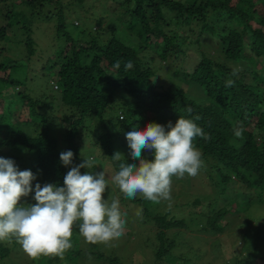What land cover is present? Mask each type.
Listing matches in <instances>:
<instances>
[{
    "label": "trees",
    "instance_id": "1",
    "mask_svg": "<svg viewBox=\"0 0 264 264\" xmlns=\"http://www.w3.org/2000/svg\"><path fill=\"white\" fill-rule=\"evenodd\" d=\"M38 28L51 32L50 54L44 58L36 54ZM10 42L15 46L8 47ZM19 45L26 57L15 59ZM205 45L213 48L211 54ZM0 49V97L6 100L0 103V157L13 160L20 171L31 170L33 189L36 183L64 186L70 169L60 153L71 150L73 163L80 164L86 137L92 135V145L115 172L120 162L139 164L112 159L128 142L121 135L152 122L174 125L183 117L208 135L194 138L193 145L225 201L194 215L196 230L222 232L226 214L237 213L238 194L249 196V204L264 203V0H0ZM117 61L119 69L113 67ZM128 61L133 67L125 71ZM37 66L40 77L49 76V90L43 83L32 88ZM234 68L240 69L237 75ZM173 76L183 89L171 83ZM229 79L235 83L226 87ZM186 84L202 99L191 98ZM18 86L16 93L2 92ZM237 124L243 139L233 134ZM234 181L256 191L255 197L228 190ZM33 196L34 191L20 204H35ZM139 198L129 199V210L141 207ZM144 222L156 226L153 264H198L203 257L195 248L200 242L184 230L191 228L184 218L156 212ZM78 223L73 235L79 234ZM250 223L244 218L240 227ZM248 232L241 240L251 250L245 257L235 254L231 264H264L256 246L259 230ZM61 263L58 257L32 260L14 240L0 242V264Z\"/></svg>",
    "mask_w": 264,
    "mask_h": 264
},
{
    "label": "clouds",
    "instance_id": "2",
    "mask_svg": "<svg viewBox=\"0 0 264 264\" xmlns=\"http://www.w3.org/2000/svg\"><path fill=\"white\" fill-rule=\"evenodd\" d=\"M113 67L119 69L120 61ZM132 67L131 61L124 65L125 71ZM239 71L234 68L233 75ZM234 83L229 79L225 86ZM243 131L240 124L233 128L234 136L239 139H243ZM125 136L130 156L139 160L138 165L120 162L118 171L112 174L105 170L81 174L82 168L91 170L96 166L95 158L86 157L80 164H74V154L68 150L60 153V161L70 169L64 176V186L41 187L36 183L33 189L36 176L31 170L20 171L13 160L0 157V242L11 244L14 240L32 260L41 257L63 260L73 246V227L79 222V235L85 242L109 244L124 235L127 215L120 210L119 197L110 203L104 199L109 181L128 199L139 194L157 204L170 201L172 177L183 178L185 174L194 177L203 166L202 154L193 145L194 138L209 139L197 123L183 117L174 125L169 121L167 125L148 123L144 130L134 127ZM142 149L153 151L154 159H143ZM112 159L125 160L118 152ZM33 191L36 203L22 206L21 198ZM136 216L140 217L141 211Z\"/></svg>",
    "mask_w": 264,
    "mask_h": 264
},
{
    "label": "rangeland",
    "instance_id": "3",
    "mask_svg": "<svg viewBox=\"0 0 264 264\" xmlns=\"http://www.w3.org/2000/svg\"><path fill=\"white\" fill-rule=\"evenodd\" d=\"M90 17V16H88ZM38 37V46L36 54L40 58L48 56L50 54L51 46V35L50 31L47 30V34H43V29L38 28L37 30ZM43 33H40V32ZM36 33V34H37ZM35 34V35H36ZM9 35L16 39L12 33L9 32ZM36 38V37H35ZM6 48H7V43ZM14 47L15 45L10 42L8 47ZM18 46V45H17ZM20 48L17 51L20 53L14 52L15 59L26 57L24 48L19 45ZM213 48H208L207 45L203 47V50L208 54L212 53ZM1 50V49H0ZM9 52V51H8ZM3 53L2 55L9 53ZM192 55L199 56L196 52H191ZM24 59V58H23ZM24 60H27L24 59ZM189 61V58H188ZM35 62V61H34ZM40 63V62H39ZM34 73L36 75L34 79V85L32 88L38 89V87L43 83L44 87L49 90L52 87L50 83L49 76L45 75L40 77L42 74V69L40 66H37ZM43 82H42V80ZM32 83V81H31ZM171 83L183 89L182 82L177 76H173ZM188 91H185L191 98L199 101L202 99L199 92L195 89L193 85L186 84ZM18 90L15 88H8L4 92H9L8 95L21 90V87L18 86ZM39 92L37 91V95ZM6 102L0 97V103ZM3 102V103H4ZM1 110V109H0ZM24 110L23 112H25ZM124 134V133H123ZM91 136L84 138V142L81 144L83 147L80 151L81 160L86 157H94L96 161V166L89 170L92 174L105 170L109 174L114 173L111 170L110 166L107 164V160L100 155L97 148L92 145ZM124 135H121L124 142ZM119 144V143H118ZM64 148V146L61 144ZM118 153H121L126 158H132L130 156V148L127 143H122ZM149 154L153 155V151L142 149L141 156ZM28 162V159H27ZM208 168L206 164L203 163V166L200 168L198 174L194 177L188 176L187 178L172 180L171 185V200L170 201H161L160 203H153L151 201L145 200L141 195L140 206H135V210H129V199L122 197V193L119 191L118 187L109 181L108 187L103 194L104 199L107 202H111L112 199L119 197L120 200V210L122 214L126 213L124 217L126 219V228L125 233L119 239L109 242V244H90L85 242L84 238L79 234H74L72 239V249L67 251L64 259L61 264H153L154 257L152 252L151 241L156 232V226L152 222H144L147 220L148 216H151L153 213L164 214L168 213V216H175V218H184L187 224L191 228L184 229L186 233L192 238L193 241L200 242L201 247L197 244L195 245L196 250L203 254V257L198 260V264H231L234 260L233 256L243 255L244 257L251 250V247L245 248L243 246L241 237L243 233L247 232L254 234V230L258 229L260 234L257 239L256 246L258 247L257 251L259 254L264 255V203L259 201H253L251 204L247 202L249 196H243L241 194L237 195V213L235 214L228 213L225 218L221 221L222 225H225V229L217 234H207L197 231L194 224L191 223V219L197 213H204L210 210H216L219 207L223 206L222 197H219L218 190L214 187V183L207 178V174L204 172ZM81 172H84L83 170ZM188 179V180H186ZM217 179V177H216ZM233 185V186H232ZM232 185L228 186V190H232L234 193H248L250 196H254L256 191L248 190L240 182L234 181ZM250 191H253L250 193ZM121 195V197H120ZM246 195V194H245ZM247 197V198H246ZM255 197V196H254ZM196 200H199L201 203H197ZM170 205V207H169ZM147 206V207H144ZM236 208V207H235ZM231 208V209H235ZM141 210V216H136V212ZM244 218H249V225L240 227V224L243 223ZM261 225V230L259 226ZM233 228V229H231ZM249 228V229H248ZM248 229V230H247ZM174 230V229H173ZM172 230L169 231L171 233ZM177 236L180 237V234ZM199 240H197L196 238ZM78 250V251H77ZM26 255V254H25ZM242 256V257H243ZM15 260V258H12ZM254 264V262L252 263ZM261 264V263H260Z\"/></svg>",
    "mask_w": 264,
    "mask_h": 264
}]
</instances>
